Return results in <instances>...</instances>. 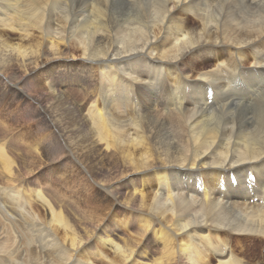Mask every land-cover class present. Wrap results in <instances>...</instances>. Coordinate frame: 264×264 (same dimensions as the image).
Segmentation results:
<instances>
[{
    "label": "bare ground",
    "instance_id": "obj_1",
    "mask_svg": "<svg viewBox=\"0 0 264 264\" xmlns=\"http://www.w3.org/2000/svg\"><path fill=\"white\" fill-rule=\"evenodd\" d=\"M262 47L264 0H0V264H264Z\"/></svg>",
    "mask_w": 264,
    "mask_h": 264
},
{
    "label": "rangeland",
    "instance_id": "obj_2",
    "mask_svg": "<svg viewBox=\"0 0 264 264\" xmlns=\"http://www.w3.org/2000/svg\"><path fill=\"white\" fill-rule=\"evenodd\" d=\"M262 49L264 50V47H262ZM211 90H212V88H211ZM212 93H213V91H212ZM209 106H214V96H213V98L211 100V104ZM255 108H256L255 105H251V104L250 105H243L242 108H241V112L246 113V115L248 117H252L253 114H254V112H253L254 110L253 109H255ZM164 112H165L164 113L165 117L164 116L163 117L165 118V121H164V118H162V120L164 121V124L166 123V126H168V123H169V119L168 118H169V115H170V111L166 110ZM247 112H248V114H247ZM251 112H252V114H251ZM249 114H250V116H249ZM166 117H167V119H166ZM161 123L163 124L162 121H161ZM240 243L241 244H240L239 250L243 251V254H246L247 256H250V257L251 256H254L255 258L257 257L256 259L261 257V255H264V241L259 240L258 238H251V239H248L246 241L244 239Z\"/></svg>",
    "mask_w": 264,
    "mask_h": 264
}]
</instances>
